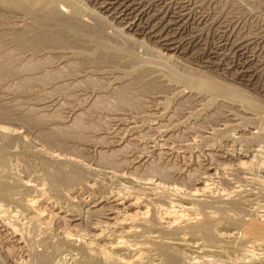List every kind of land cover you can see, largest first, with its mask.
I'll return each mask as SVG.
<instances>
[{
    "label": "bare ground",
    "instance_id": "6f19581e",
    "mask_svg": "<svg viewBox=\"0 0 264 264\" xmlns=\"http://www.w3.org/2000/svg\"><path fill=\"white\" fill-rule=\"evenodd\" d=\"M153 1L154 0H148V1L147 0H0V53L3 52L0 55V81L5 82L14 76H17L20 73L21 68L17 67L19 69V73L18 70L14 68V64L19 62L17 59L18 56L17 58H14L15 54L9 56L10 53L7 50V47L13 44H14L13 46L17 44L16 48H18V50L20 49V51L21 50L27 51L28 49H33V50H37V53H38V49H46L48 51V49L62 50L66 48L72 49L73 47L79 48L80 46H83L84 48V45L86 46L87 44H90L96 51H98V53L94 57L90 58V62L88 64H92L98 67L107 64L112 65V63L115 62L116 57L111 52L113 48L110 44V41H112V43L114 42L113 46L116 43L121 47H128V48L131 45L132 46L135 45L137 47L139 46L140 47L139 50H141L142 48L143 50L141 51H143L142 53L144 54L146 50L145 49L146 44L143 45V43H139L138 42L139 39L138 41H136L137 39L134 40L130 37H123L120 34L121 32L118 31V29H114L113 28L114 26L112 27L105 22L106 18H110L112 21L117 22L119 26H123V28L120 27L121 29H126L128 32H132L136 36H144L147 37L148 39L152 38L156 40V42L159 43V45L166 52L165 55L169 59L174 56L176 57V55L178 54L180 56L181 55L186 56L185 54L189 53V49L191 47L192 42H195L194 38L196 37L198 38V36L192 35L193 34L192 29L191 32H189L187 35L182 34V31L186 29V27L192 26L194 22V21L192 22L191 20V12H192V9L190 8L191 5L186 0H182L181 3L177 5L178 7L175 6L176 4L174 6L166 4L168 0L166 3L163 2L164 0H158V1H162L163 3L153 5L152 8L148 9L147 8L148 4L153 3ZM64 4H67V6L72 9V13H70V15L68 14L69 16H67L68 7ZM87 6L88 7L92 6L95 10H97V12H99V15H95L96 13L94 14L93 11L88 10ZM149 10L153 12L150 13ZM20 11L24 13L26 16H30V17L35 16L36 13L44 14L47 17V20L41 21L36 18L35 22L32 23V27H38L37 29H30L27 27L28 29L26 28L25 30H17L16 28L12 27L13 24L10 26L9 16L13 12H20ZM21 18L22 17H20V19ZM199 22L201 23V21ZM35 31L36 33L34 34ZM200 31L201 29H199L197 32L200 33ZM227 34L225 33V35ZM197 38L196 41H198ZM199 46L201 47V44ZM227 46H228L227 44L220 45L219 49L225 52ZM230 46H231V50L236 51L235 52L236 54L241 53V56H246V58H244L245 61H243L244 63L241 64L240 67H237L239 65H235L237 68L233 67L234 65H232V63L227 61L226 66L230 68L231 71L228 68H224L225 66L224 65L223 66L224 69H221V72L222 71L223 73L229 72L235 78L242 80L244 78H247L248 80L249 79L253 80L254 78H256L257 64L255 63V60H253V56L249 55L250 53L248 52V50L250 44L248 40L247 41L242 40L241 42L234 40L232 43H230ZM252 48L254 49V47ZM157 49L159 48L157 47ZM126 50L127 49H125V51ZM13 51L14 53H17L15 52V50ZM189 54H191V52ZM211 55H213L214 57H210L208 59L206 57L207 61L204 63L206 65L204 67L205 69L208 70L217 71L222 67L220 57H225V59H227V55H225L224 53H220L218 49L216 52L211 53ZM38 64L43 65L40 62ZM23 66L24 65H22V67ZM33 66L31 65L24 67L25 70L24 68L22 70L25 73L26 71L30 72L32 69H34ZM38 66L39 65H36L35 67ZM78 67L79 65H77V67H70L71 69L69 70H74L75 68L78 69ZM23 71L22 73H24ZM165 73L167 74L171 82L183 84L187 87H191L196 83V79H194V77L191 75V71L189 74L187 72L179 71V68L177 67H169L167 69V72ZM57 75L58 74H55V72L53 73L48 71L45 76L36 77L33 79L31 78L30 80L32 82H35L36 84L41 85V83H46L45 81L47 80L55 79ZM23 81L24 80L21 81V85L15 86L18 89L13 88L14 86L12 87V89L23 91L24 87H26ZM95 83L92 79L89 78L86 79L87 85L91 86L94 85ZM221 84L222 83L220 84L210 83L206 85V88L211 94V96L215 98L224 97L235 102L241 99L239 95H237L238 94L237 92L233 90L231 91L230 89L226 88L227 86L225 87L224 84L222 85ZM145 87L144 88L147 91H159L158 87L153 83L148 84ZM9 89L11 88L9 87L8 91ZM5 90L7 91V88ZM4 91H2V94L6 93ZM134 95L128 94L127 92L118 95L116 94L115 96L116 98H114L116 100L115 104L110 99L112 102L111 107H110L111 103L110 101H108V99L103 100L101 98L102 100H98L93 106H95L96 110L100 109V106L102 107V109L103 106L105 107L108 106L107 107L108 110L109 107L112 108L113 106L117 107L116 109L128 108L130 110H133L134 113L135 112L138 113L137 115H139L140 117V115L142 114L139 113L142 112L144 109L143 99L140 97H136ZM160 101L161 99L159 100V102ZM221 105L223 106V104ZM1 106H0V240L3 238L2 239L4 241L3 244L5 245L4 254L7 257H9V259L10 258L13 259V261L10 262L11 264H238V263L264 264V249H261L262 242L261 243L258 242L260 244L252 243L253 241L252 240L251 245L246 247L245 246L246 244H244V239L247 238H244L245 236H242L240 233H235L233 230H231L235 228L242 230L243 228L246 227L245 223L242 221V220L245 221V219H242V217L244 216L246 217V214L244 216H241L242 220L239 218V215L241 214H237L238 212L242 211L243 206L248 202V197L245 189L244 190L241 189V186L239 188V185H243L241 181L240 184L238 183L239 180L236 183V185L239 184L238 185L239 190L238 189L234 190V192L232 193L234 194V196H231V193L229 191L228 193L230 194L223 193V195L222 196L219 195L218 198L217 197L218 195L216 196V188H215L216 183L215 182H214L215 184L212 183L214 176H216V174L215 175L212 174L213 169L206 168L204 169V171L202 170L203 172L201 175L200 174L196 175V173L195 174L190 173L188 175H185L184 179L181 178L185 182L184 184L187 186V188L182 187L180 185L176 186L174 184L175 183L174 181L177 182L179 177L178 179L174 180L175 175H173L172 170L171 169L169 170V168L167 169L158 165L157 163H154L155 161L150 160L151 161L150 163L143 162V160L141 161L138 157L137 159L131 158L133 159L131 161L119 160L118 157L122 154L123 151L125 152L130 151L129 149L131 145L130 143L131 140H129V142L128 140L126 141L130 143L129 147H124L126 146L124 145L121 150L104 151L107 148H109L108 146L107 148L105 149L102 148L100 149V151H98L99 149L98 148L97 159L98 158L99 159L97 165L91 164V159H93L91 156H94L95 153L94 155L88 156L87 155L89 153V150H87L88 148L85 149L84 147L82 148L80 146L69 148L70 145H68V143L70 144L71 141V140L69 141V139L72 140L74 139L75 141L81 142L83 144L91 143V145L92 143L95 144V142L98 140H101L103 141L102 143H104L107 141L108 138L106 139L99 138L98 140L95 141L94 139H91L88 133L85 132L87 131L89 132V130H92V132L93 131L98 132L100 128L101 129L103 128V130H105L107 128V126L106 128L104 126L105 121L104 122L97 121L93 124L92 123L88 124L85 121H87L86 119H88L89 117L88 115L90 113L85 111L83 114L80 113L74 115L73 119L70 120V122L65 123L64 120L63 122H60L62 120V117L59 116L61 111L60 113H58L57 111V113L55 114L53 113L54 115H52L51 118L52 120L54 119L56 121H59V123L56 125V127L54 126L55 128L48 129L45 126L49 122V119H51L49 118L50 116L48 117L42 114H41L42 116H40V114L38 115L37 114L38 112L36 113L35 111L36 108H35L34 111L32 110L27 111V112L29 111L31 112L28 113L29 115L28 114L25 115L26 124L29 125L30 123L32 126L34 125L33 128L35 127L38 128V126L44 125V127L39 130V134H37L36 136H39L40 140L44 142L43 143L44 145H50L53 147L56 146L57 149H59L58 152L57 150L55 152V150L51 151V148L53 147L50 148L49 146V149L48 147H46L45 149V146H43V144L42 145L40 144L41 146L40 145L38 146L37 141L40 140L37 138L38 139L36 141L37 145L35 149L34 148L33 149L35 150V152L38 153V156H40L41 158V160L39 161L40 162L39 170L42 171L41 172L42 174L40 175H42L43 182L40 180L42 184H40V182L38 181L39 184L36 185L37 182L32 181L34 179L31 180L29 179V181H25L20 177L21 174L15 175L16 177L11 176L10 174V170L8 169V164L10 163L11 159L17 154H19V156L21 155L25 157L33 156L32 154H34V150L32 151V145H34L35 142L32 143L33 139L31 141L30 138L27 137V135H24L19 129H17L19 127L11 128L3 125L6 119H10L9 118L10 116L8 112L6 111L8 114L7 115L5 109H3V107L5 106L3 107ZM96 106L99 108L97 109ZM90 107L91 108L88 109L92 110V108H94L92 106ZM179 108H175V109H179ZM246 108L250 112L251 111L254 112L253 116L255 117L249 118L248 122H257L256 129H254L255 131L249 133L250 137L248 139L247 137H245L248 136L246 134L245 136L240 135L239 137H235V141L239 140L245 143L247 142H251L252 144L256 143L259 144V146L263 144V148H264V108L262 109L261 107L258 106V104H254V103L249 104L248 106H246ZM91 110L88 111L90 112ZM214 122L216 123V121ZM21 124L24 125V121H22ZM31 125H29L30 128ZM123 129L121 128V130ZM25 131L28 130L26 129ZM131 133H132V129H131ZM106 135H104V137ZM119 135L120 134H118L117 136ZM36 136L34 140H36ZM230 137L232 136L230 135L229 139ZM104 139L106 141H104ZM67 140L69 142L65 144ZM101 141H99L100 143L98 142L97 144L101 145L102 144ZM39 143H41V141ZM106 143L104 144L107 145ZM12 150L15 151L12 153ZM37 153H35V155H37ZM259 153L262 152L258 150L257 154ZM38 156H36V158ZM122 156L123 155H121V158ZM258 156L259 155H254L252 157L253 159L251 158V160L248 161H246L244 158L243 159L237 158L239 160L238 164H236L237 170L238 171L240 170L242 172L243 170L248 171L250 169H254L252 167L257 166L256 163L258 160H256L255 158H257ZM216 157H221V155L217 156L216 154L215 158ZM254 163L256 165H254ZM98 167L103 168L102 170H106V171L108 170L104 175L107 179L118 178L119 180L128 183L129 186H125L122 189H117V191L115 190L109 191L101 183L102 181L100 182L97 179V177H99L101 174V171L98 169ZM258 167H259L258 171L260 174H263L262 179L264 180V162L258 165ZM230 168L232 167L230 166ZM17 170L19 171V169ZM139 172L140 173L143 172L142 175L140 174V176H138L139 174L137 173ZM243 173L239 175L242 176ZM236 174H234V176H237ZM246 179H250V178L247 176ZM262 179L260 178V180ZM250 180L258 181L259 183L258 179L255 180L252 178ZM32 182L35 184H33ZM223 188L225 189V187ZM224 207H226L227 210L231 209L229 213ZM225 210L227 212H225ZM232 211H238L236 212L238 216L234 217L233 215H231L230 212ZM260 211H264V210H260ZM223 212H225V214L221 216ZM232 214L235 215V213ZM256 214L258 215V213ZM252 216H254V214ZM253 219L256 218L253 217ZM184 251H189L194 256L193 257L186 256ZM257 252H260V254ZM5 255H3V257ZM232 257L235 258L236 260L234 261L233 259H231ZM220 258H224L225 260L221 261ZM5 260L0 259V264H6ZM231 260L233 262H231ZM10 263L8 262L7 264Z\"/></svg>",
    "mask_w": 264,
    "mask_h": 264
},
{
    "label": "rangeland",
    "instance_id": "374dc122",
    "mask_svg": "<svg viewBox=\"0 0 264 264\" xmlns=\"http://www.w3.org/2000/svg\"><path fill=\"white\" fill-rule=\"evenodd\" d=\"M181 1L182 0H170V2H169V0H168V2H167V0H164L163 2H165V3L167 2L166 4L171 5V6H174L175 4H176L175 6H177V5H179V3H181ZM186 1L189 2V4L191 5L190 6V8L192 9L191 20H192V22L193 21L194 22L196 21V22L195 23L193 22L192 26L186 27V29H184L185 31L184 30L183 31L187 32V33H184L182 31V34L187 35L189 32H191V29H192V33H193L192 35L198 36V38L196 37L198 41H196V38H194V41L197 43L192 42L191 47L189 49V53L191 52V54L187 53V54H185L186 56H184V55L180 56L178 54L179 56L176 55L177 58L175 56L172 57L173 60H172V58H170L171 59L170 60L168 57H166V55H165L166 52L159 45V43L156 42V40H154L152 38L148 39L147 37H144V36H136L132 32H128L126 29H121V28H123V26H119L117 24V22L112 21L110 18H106L105 22L112 27L114 26L113 27L114 29H118V31L121 32L120 34L123 37H130L134 40L137 39L136 41H138V39H139V41H138L139 43H143V45L146 44L145 45L146 50L144 52L145 56L142 53L143 51H141L143 49L141 48V50H139L140 49L139 46H138L139 47L138 48L135 45H133V46L131 45L128 48V47H121V46L117 45V43L113 46L114 42L112 43V41H110V44L113 48L111 50V52L116 57L115 62L112 63V65L107 64V65L98 67V66H94L92 64H88L90 62V58L94 57L98 53V51H96L92 47V45H90V44H87L86 46L84 45V48H83V46H80L79 48L78 47H73L72 49L66 48L67 50L66 49H62V50L61 49H59V50L58 49H48V51H47L46 49H38L39 54L37 53V50H33V49H28L27 51L26 50L20 51V49L18 50V48H16L17 44H15V46H13L14 45L13 44V45L7 47V50L10 53L9 56H12L14 54H15L14 58H17V56H18L17 59L19 62L16 61L18 63L15 62L16 64H14V68L18 70V73H19L18 68H21V70H22L24 67L34 65L33 66L34 69H32L33 71L31 70L30 72L26 71V73L23 70L22 71L24 73H22V71L20 70L21 74L19 73L18 74L19 76L18 75L14 76L5 82L0 81V91H1L0 95H2V96H0V106H1V104H2L1 107L5 106V107H3V109H5V112L7 111L9 116H10L9 117L10 119H6L5 123H3V125H5L7 127H11V128L19 127L17 129H19L24 135H27V137L30 138L31 141L33 139L32 143L35 142L34 145H32V151H33L37 144L39 146L40 144L42 145L44 143L42 140H40L39 136H36L37 134H39V130L41 128H43L44 125L38 126V128H36V127L33 128L34 125L32 126L29 123V125H31V128H30V126L27 125L25 122V115H27L29 112H31V111L27 112L28 110L34 111V109L36 108L35 111H36V113L38 112L37 113L38 115L40 114V116H42V115L48 116V117L50 116L49 118H51L52 115L57 113V111H58V113H60V111H61L59 116L62 117V120L60 122H63V120H64L65 123L70 122V120L73 119L74 115H77L80 113L83 114L86 111V112L90 113L88 115L89 117L87 116L88 119H86L87 120V121H85L86 123H88V124L92 123L93 124L97 121L98 122H100V121L104 122L105 121L104 126H105V128L107 126V128L105 130H103V128L102 129L100 128L98 130V132H95V131L92 132V130H89L90 133L88 131L85 133H88V135H90L91 139H94L95 141L98 140L99 138L100 139L101 138H105V139L108 138L109 140L107 139V141L104 139V141L107 142V143L106 142H104V143H106L107 145L102 143L103 141L98 140L96 142L94 141L97 146L94 143H92V145L94 146L93 147L91 145V143H89V144L84 143L83 144L81 142L75 141L74 139H73L74 141L72 139H69V141L71 140L70 144L68 143L69 141L67 140L65 142V144L68 143V145H70L69 148H74L76 146L77 147L80 146L82 148L84 147L85 149L88 148L87 149V150H89V153L87 154L88 156L94 155V153H95L94 156H91L93 158V159H91V164L97 165V162L99 159V158L97 159V157H98L97 156V149L98 148H99L98 151H100V149H102V148L105 149L108 146H109V148H107L104 151L121 150L124 145H126L124 147H129V145L131 143L130 149L127 148L130 151H126V152L123 151L121 154V155H123L122 158H121V155L118 157L119 160L131 161L133 159H137V157H138L141 161L143 160V162H149L150 163L151 161H155L154 163H157L158 165H160L164 168H167V169L169 168V170L171 169L173 172V175H175L174 180L178 179V177H179L177 182L174 181L175 182L174 184L176 186L180 185L182 187L187 188V186L184 184L185 182L182 180V179H184L185 175H188L190 173L191 174L196 173V175L197 174L201 175L202 172L204 171V169H206V168L207 169H209V168L213 169L212 174H214V175L216 174V176H214L212 183H214V182L216 183V184L215 183L214 184H215V188H216V196L218 195L217 196L218 198H219V195L222 196L223 193L226 194L229 191L231 193V196H234V194H232V193L234 192V190L238 189V185L240 184V181H241V183L243 185H239V188L241 186V189H243V190L245 189V191L247 193V197H248V202L243 206L241 212L232 211V212H230V214L233 215L234 217L235 216L237 217L238 216L237 214H241V215H239L240 219H241V216H244L246 214V217L245 216L242 217V219H245V221L241 219L245 223L246 227L243 228L242 230L238 229V228L237 229L236 228L231 229V230H233L235 233H240L242 236H245L244 238H247V239L242 238V239H244V244H246L245 245L246 247L251 245V241L253 240L252 243H258V242L261 243L262 242L261 243L262 244L261 249H264V246H263L264 245V218H263L264 211H260V210H264V198H263L264 197V183H263L264 180L262 179L263 174H260L258 171L259 170L258 168L260 167V166L258 167V165H260L264 162L263 144L261 146H259V144H256V143L252 144L251 142L245 143V142H242L239 140L235 141V137H239L240 135L245 136L246 134L248 136H245V137H247V139H248L250 137L249 133L252 131H255L254 129H256V123L257 122H248L249 118L255 117V116H253L254 112H252V111L250 112L246 108V106H248L251 103H254V104H258V106L261 107L262 109L264 108V0H186ZM163 2L158 1V0H154L153 3H151V4L147 3L148 4L147 8L150 9V8H152L153 5H157L160 3L162 4ZM64 5L67 6V4H64ZM87 9L90 11H93L94 14L96 13L95 15H99V12H97V10H95L92 6H89V7L87 6ZM149 12L152 13L153 11L149 10ZM70 13H72V9L70 7H68L67 8V16H69ZM20 17H22V18L20 19ZM36 18L38 20H41V21L47 20V17L44 14L36 13L35 16L30 17V16H26L24 13H22L20 11V12H13L10 14L9 24H10V26L13 24L12 27L16 28L17 30H25L27 27L30 29H37L38 27H32V23L35 22ZM199 21H201V23ZM28 22H30V23H28ZM30 24H31V26H30ZM221 27L222 28L224 27V28L222 29ZM194 28H195V30H194ZM199 29H201L200 33L197 32ZM224 32L226 34L227 33L228 34L225 35ZM35 33H36V31L34 32V34ZM227 36L228 37L230 36V37L228 38ZM247 36H248V38H247ZM244 37H246V38H244ZM145 38H146V40H145ZM228 40H229V42H228ZM234 40H236L238 42L239 41L241 42L242 40H246V41L248 40V42L250 44L249 50H248V52L250 53L249 55L253 56V60H255V63L257 64V68H256V72H257L256 78L257 79L254 78L253 80H250V79L248 80L247 78H244L242 80V79L235 78L229 72H224V73H223V71L221 72V69L228 68L226 66L227 61L232 63V65H234L233 67H236L235 65H239L237 67H240V65L244 63L243 61H245L244 58H246V56H241V53L236 54L235 53L236 51L231 50L230 43H232ZM250 41H251V43H250ZM118 42H120V41H118ZM255 43H256V45H255ZM198 44L199 45L201 44V47ZM223 44L228 45L225 52H223L219 49V46L223 45ZM193 46H194V48H193ZM157 47L159 49H157ZM252 47H254V49ZM196 48H198V49H196ZM251 48L253 49V51ZM125 49H127V50L125 51ZM152 49H153V51H152ZM217 49L220 53H224L225 55H227L228 60L225 59V57H220L222 67L217 71L205 69L204 66H206V65L204 63L207 61L208 58L214 57L213 55H211V53L216 52ZM13 50H15V52H17V53H14ZM133 50L134 51L136 50L135 53ZM138 50H139V52H138ZM90 51H91V53H90ZM136 52H138V53H136ZM252 52H253V54H252ZM2 53L3 52H1L0 55ZM28 53H30V54H28ZM259 53H261V54H259ZM4 56H6V55H4ZM4 56H2V57H4ZM29 57H30V59H29ZM49 57H51V58H49ZM206 57H207V59H206ZM165 58H166V60H165ZM17 59H15V60H17ZM48 59H49V62H48ZM51 59H53V60H51ZM175 61H176V63H175ZM31 62H32V64H31ZM35 62H36V65H39L38 67H35L36 66ZM37 62L38 63L40 62L43 65H40ZM42 62H44V63H42ZM259 62H260V64H259ZM64 64H65V66H64ZM76 64L79 65L78 69L75 68L74 70H69V69H71L70 67H77ZM85 64H87V65H85ZM22 65H24V66L22 67ZM223 66H224V68H223ZM81 67H83V68H81ZM169 67H177V68H179V71L187 72L189 74L191 71V75L194 77V79H196V83L191 87H187L183 84L171 82L169 80L167 74L165 73V72H167V69ZM181 68H182V70H181ZM80 69H82V70H80ZM148 69H149V71H148ZM228 69L231 71L230 68H228ZM24 70H25V68H24ZM184 70H186V71H184ZM48 71L53 72V73L55 72V74H58V75L56 76L55 79H50V80L45 81L46 83H41L42 86L40 84H36L35 82H32L30 80L31 78L33 79L36 77L45 76ZM225 73H227V74H225ZM61 74H62V76H61ZM208 74H211L212 76L208 75ZM220 74H222V75H220ZM210 77H212V78H210ZM23 78H25V79H23ZM88 78L92 79L94 81V83H95V80L98 79V80H96V83H98V84L95 83L94 85H91V86L87 85L88 83L86 84V79H88ZM137 78H139V79H137ZM20 79H21V81L24 80L23 83L26 85V87H24V90L22 89L23 91H18L17 90L18 88L15 87L17 85H21ZM26 79H28V80H26ZM29 82L31 85L29 84ZM219 82L224 84L225 87L227 86L226 88L230 89L231 91L233 90V91L237 92L238 93L237 95H239V97L241 99H239V101L235 102V101H231V100L224 98V97L215 98V97L211 96V94L209 93V91L206 88V85H208L210 83L211 84H220ZM133 83L135 84V86ZM152 83L158 87L159 91H147L145 89L146 88L145 86H147L148 84H152ZM118 85H119V87H118ZM123 86L124 87L126 86V87L124 88ZM9 87L11 89H12V87L17 88V89L16 90L12 89V91H11V89H9V91H8ZM6 88H7V91L9 93L5 90ZM61 89H62V91H61ZM117 89H119V90H117ZM127 90H130V91H127ZM2 91L6 92V93L3 92L4 94H2ZM145 91H147V92H145ZM124 92L125 93L127 92L128 94H131V95L135 94L134 96L140 97L143 99V106H144L143 108L144 109L142 112L139 113V114H142V115H140V117H139V115H137L138 113H136V112L134 113L133 110H130L128 108L116 109L117 107H114V106L112 108H110L112 106V102H114V104L116 102V100L114 99V98H116L115 97L116 94L118 95V94H122ZM151 92L155 93V94H152ZM157 92H159V93H157ZM44 93L46 94V96ZM29 95H30V97H29ZM33 96H34V98H33ZM105 97H107V98H105ZM101 98L103 100L108 99V101H110L111 105L109 107V110L107 109L108 106H106V107L103 106V109L101 106H100V109H98L99 107L96 106L98 110H96L95 106H93L98 100H102ZM257 98H259V99H257ZM110 99L112 100V102ZM160 99H161V101L159 102ZM185 99H186V101H185ZM77 104H79V105H77ZM186 104H188V105H186ZM221 104H223V106ZM8 105H10V106H8ZM90 106H92L94 108H92V110L88 109V108H91ZM175 108H179V109H175ZM38 110H40V111H38ZM88 110H91V111L89 112ZM51 111H53V112H51ZM7 112H6V114H7ZM152 113H154V114H152ZM240 113H242V114H240ZM246 117H247V119H246ZM168 119H169V121H168ZM226 120L229 122H227ZM22 121H24V125L21 124ZM214 121H216L217 124ZM48 123L46 124L45 127H47L48 129L49 128L53 129L56 127V125L59 123V121H56L54 119L52 120V118H51V119H49ZM105 123H107V124H105ZM253 124H255V125H253ZM26 125L29 127H27ZM122 125H123V127H122ZM119 127H121L122 129L124 128V129L121 130V128H119ZM26 129L28 131H25ZM131 129H132V133H131ZM100 130H101V132H100ZM146 131H148V132H146ZM117 133L120 135L117 136L118 135ZM223 133H225V134H223ZM106 134L110 135V136H107ZM97 135H98V137H97ZM100 135H103V136H100ZM104 135H106V136L104 137ZM230 135L232 137H230V139H229ZM35 136H36V140H34ZM37 138L41 141V143H39L40 141H37L38 140ZM169 139H171V140H169ZM127 140H128V142H129V140H131L130 143L126 142ZM36 141H37V144H36ZM99 141H101V143H102L101 145L97 144ZM110 142L113 144H111ZM114 142H115V144H114ZM109 143H110V145H109ZM250 143H251V145H250ZM88 145H90V146H88ZM255 145L259 146L260 148L255 146ZM43 146H45V149H46V147H48V149H49L50 145H44L43 144ZM51 147H53V146H50V148ZM54 147H56V146H54ZM54 147L51 148V151L55 150V152H56V150H57V152H58L59 149H57V147L56 148H54ZM113 147H114V149H113ZM133 147H134V150H133ZM257 148L262 153L257 154V152H258ZM14 151L15 150H12V153ZM35 153H37V152H35V150H34V154H32L33 156L25 157V156H21V155L19 156V154L14 156L10 161V163L11 162L12 163L8 164V169L10 170L11 176L16 177L15 175L21 174L20 177L25 181H29V179L30 180L34 179L32 181L37 182L36 185L39 184V182H40V184H42L43 179H42V175H40V174H42L41 173L42 171L39 170L40 169V167H39L40 162L39 161L41 160V158H40V156H38V153H37V155H35ZM163 154H164V156H163ZM212 154H213V156L214 155L216 156V154H217V156L221 155V157L215 158V156L213 157ZM254 155H259L258 156L259 158L258 157L255 158L256 160H258L257 163L255 162L257 164V166L256 167L253 166L252 168H254V169L248 170V171L252 170L251 172H248L247 170L246 171L243 170L241 172L239 170L240 171V173H239V171L237 170V167H236V164H238V162H239L238 159L244 158L246 161H248V160H251V158ZM36 156H38L40 159L38 157H37L38 158L37 159ZM246 157H247V159H246ZM261 157H262V159H261ZM131 158H133V159H131ZM259 159H260V161H259ZM255 163H254V165H256ZM230 166L232 168H230ZM11 169H13V170H11ZM17 169H19V171ZM98 169L101 171V174L99 173L101 177L99 176V177H97V179L100 182L102 181L101 183L109 191L110 190L111 191L112 190L117 191V189H122L125 186H129L128 183L121 181L118 178L117 179H115V178L107 179L104 175L108 170L107 171L102 170L103 168H101V167L100 168L98 167ZM221 169H223V170H221ZM233 169H235V170H233ZM15 170H17V171H15ZM29 170H31V171H29ZM11 171H13V172H11ZM256 171L258 174L256 173ZM227 172H229V173H227ZM142 173L143 172H141V173L139 172L137 174H139L138 176H140V174L142 175ZM241 173H243L242 176H244V177L239 175ZM249 173H251V174H249ZM231 174H233V175H231ZM234 174H236L237 176H234ZM254 174H257V175H254ZM34 175H36V176H34ZM238 175H239V177H238ZM245 176L246 177L248 176L250 179H252V178L255 180L258 179L259 183H258V181L246 179ZM236 177L239 179H237ZM240 177H242V178H240ZM36 178H37V180H36ZM244 178H245V180H244ZM260 178L262 180H260ZM237 181L239 184L236 185ZM115 182H116V184H115ZM224 182L227 185H225ZM181 183H182V185H181ZM33 184H35V183H33ZM222 186L225 187V189L228 188L229 190L228 189L225 190ZM233 187H235V188H233ZM242 187H244V188H242ZM220 188H222V189H220ZM221 192H222V194H221ZM230 193H228V194H230ZM226 207H224V208L227 210ZM246 209L249 211H247ZM226 210H225V212L228 211V213H229V211L231 209H228L227 211ZM245 211H247V212H245ZM225 212H223L222 214L220 213L221 216H223V214H225ZM236 212H238V213L236 214ZM232 213H235V215ZM256 213H258V215ZM253 214H254V216H252ZM247 215H249V216H247ZM247 217H248V219H247ZM253 217L256 219H253ZM259 227H260V229H259ZM1 240H0V259L5 260V258H6L5 263L7 264L8 262L9 263L12 262L13 259L10 258L11 259V261H10L9 257H7L4 254L5 253L4 252V246L5 245L3 244L4 241L3 240L1 241ZM260 243H258V244H260ZM184 253L186 256H190V257L194 256L189 251H184ZM257 253L260 254V252H257ZM3 255H5V256L3 257ZM7 259H9V260H7ZM231 259H233L234 261L236 260L233 257ZM220 260L223 261L225 259L220 258ZM231 262H233V261L231 260ZM238 264H240V263H238Z\"/></svg>",
    "mask_w": 264,
    "mask_h": 264
}]
</instances>
